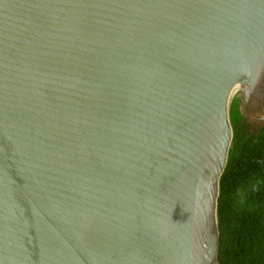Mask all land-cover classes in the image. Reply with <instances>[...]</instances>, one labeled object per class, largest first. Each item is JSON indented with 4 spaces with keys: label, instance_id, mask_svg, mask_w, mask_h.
Instances as JSON below:
<instances>
[{
    "label": "water",
    "instance_id": "1",
    "mask_svg": "<svg viewBox=\"0 0 264 264\" xmlns=\"http://www.w3.org/2000/svg\"><path fill=\"white\" fill-rule=\"evenodd\" d=\"M238 90L264 0H0V264H219Z\"/></svg>",
    "mask_w": 264,
    "mask_h": 264
},
{
    "label": "trees",
    "instance_id": "2",
    "mask_svg": "<svg viewBox=\"0 0 264 264\" xmlns=\"http://www.w3.org/2000/svg\"><path fill=\"white\" fill-rule=\"evenodd\" d=\"M240 90L230 99L235 151L220 180L219 264H264V126L251 132L240 112Z\"/></svg>",
    "mask_w": 264,
    "mask_h": 264
},
{
    "label": "flooded vegetation",
    "instance_id": "3",
    "mask_svg": "<svg viewBox=\"0 0 264 264\" xmlns=\"http://www.w3.org/2000/svg\"><path fill=\"white\" fill-rule=\"evenodd\" d=\"M248 125H249V124H248ZM249 129H250V131H251V132H253V129H252V128H250V126H249Z\"/></svg>",
    "mask_w": 264,
    "mask_h": 264
}]
</instances>
